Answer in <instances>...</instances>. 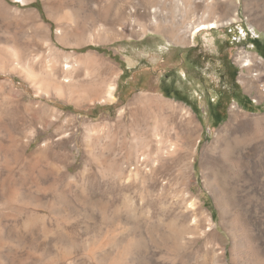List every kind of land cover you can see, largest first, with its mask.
I'll list each match as a JSON object with an SVG mask.
<instances>
[{"label":"rangeland","instance_id":"rangeland-1","mask_svg":"<svg viewBox=\"0 0 264 264\" xmlns=\"http://www.w3.org/2000/svg\"><path fill=\"white\" fill-rule=\"evenodd\" d=\"M235 1L237 21L193 44L213 62L202 81L220 89L216 73L231 61L246 103L205 94L183 71L176 52L193 44L177 35L186 24L183 11L172 14L174 0H0V264H218L221 245L227 264H264V185L255 176L264 135L231 143L229 165L205 150L233 107L241 118L264 117V73L247 75L246 88L236 61L242 50L264 61V9L248 18L246 0ZM102 8L107 18L86 20ZM154 10L174 36L154 31ZM154 96L194 119L170 121L174 152L164 157ZM140 156L146 172L136 171ZM187 189L200 203L194 215L184 210Z\"/></svg>","mask_w":264,"mask_h":264},{"label":"bare ground","instance_id":"bare-ground-1","mask_svg":"<svg viewBox=\"0 0 264 264\" xmlns=\"http://www.w3.org/2000/svg\"><path fill=\"white\" fill-rule=\"evenodd\" d=\"M20 2H21V4H25V3L29 2V0H20ZM174 4H175V6H174V9L172 11V14H176L178 12L183 11L184 12V22L186 24V26L182 30L177 31L178 32L177 35H181L183 37V39L186 40L187 42H189L190 44H193L195 37L197 35H199L202 31H208V30H211L213 28L226 26L228 24H231L232 22L237 21V19L239 17L238 16V4L236 3L235 0H174ZM258 6H260L264 9V0H261V2L259 4H258V2L256 4H253L251 2V0L245 1V3L243 4V7H244V12L247 14L248 18H250L251 15L253 16L254 12H256V10H254V9ZM155 12H156V10H154V14H153L154 16H153V19L151 21V25L153 26L154 31L158 34L163 32L165 34H168L169 36H174L173 31H170L169 29H167L165 27L166 23L163 22L162 20H158L156 18ZM105 17H106V10L102 8L97 13L93 12V13H90L89 15L87 14L86 20L97 21V20L105 19ZM37 18H39V17H36V19ZM172 23H174V22L172 21ZM60 33H62V31ZM45 41L47 42V46L51 47V45L48 43V40H45ZM236 61L239 64V66L241 67V69L243 71L245 70V72H246L245 74L242 73L240 76V83L246 88H248V86L251 84V83H249V80L246 78L247 75H250L253 72L264 73V61L257 54L242 50L238 54ZM113 91H114V87H111L109 92H108V96L105 97V98H107L106 100L110 101V100L114 99ZM150 98H152L153 100H156L158 102L157 114L154 117V122H155L156 126L155 127L153 126L154 127L153 132H155V134H156L155 138L158 140V145H159L157 151H158L159 155H161L163 157L168 156L172 152H174V147L171 144L169 128H168L170 121H173L172 119L175 118L176 116H179V115H180V117L189 121L190 124H192L191 122H193L194 119L192 117V114L188 110L184 109L181 105L175 104L174 102L165 101L160 97L154 96V97H150ZM239 113H240L239 110L236 109L235 107H233V110L230 113V118H229L228 123L226 124V126H224L221 130H219L216 133V136H215L213 142L208 147H206V149H205L206 152L218 151L220 160L226 165H229L231 163L230 161H232L231 160V154H232V146L231 145L234 144V146L236 148H238L240 146L243 147L245 144L248 145L247 143L251 142V141L248 142L249 138H251V140H252L253 138H256L258 136L260 137L261 135H264V117H262V118H259V117L258 118L257 117H254V118L243 117V118H241ZM230 127L232 128V131L227 133L228 128H230ZM224 132H226L227 134L223 135ZM141 140L143 141L144 146H150L151 141H150V139H148V134L142 133L141 134ZM219 143L222 144L223 147L220 146V147H222V149H219V146H218ZM231 143H233V144H231ZM263 150H264V145H263L262 149L255 151V154H257L258 152L261 154V151H263ZM210 154H212V153H210ZM256 156H258V154ZM185 160H186L185 161L186 162L185 163L186 164L185 165L186 170L191 172L193 170V163H192L193 162V156L190 158H187ZM146 161H147L146 157L140 156V158L138 159L137 166H136V169H138V170H136L137 172L140 173L141 171L142 172L148 171L147 167H146ZM257 164H258L257 166L259 167L260 171L256 172L255 176L257 178L262 177V179H259L260 185H257V186L261 187V185H264V184H262V183H264V158L260 157ZM139 170H141V171H139ZM185 195H186V197H189V199H191V201L188 205L185 204L186 202L183 203L184 204L183 207H185L187 205L184 210H186V211H188L194 215V213L195 212L197 213V211L200 209V203L196 199L192 198V196L190 195V189L186 190ZM204 218H206V217H204ZM208 219H209L210 225H212L211 217ZM197 224L198 223L196 221V225ZM181 226H183V225H181ZM232 226H234V225H232ZM236 227L237 226L232 227L233 229L229 233L230 236L235 237V238H237L236 236H237V229H238ZM180 229H182V227ZM185 230H187V229L184 228V234L187 232ZM229 230H230V228H229ZM182 236H183L182 232H180V233L177 232L176 236H175V237H177V238H175L176 241L179 242L180 240H182V239H180V238H182ZM173 239H174V237H173ZM223 241H224L223 238H220L219 242L223 243ZM217 245H219V244H217ZM221 246L219 247L218 253L215 254L214 256H215L218 264H227L225 261V249ZM231 262L232 263H239V257L237 255V253H235V251H232ZM240 264H249V262H247V261L240 262Z\"/></svg>","mask_w":264,"mask_h":264},{"label":"flooded vegetation","instance_id":"flooded-vegetation-1","mask_svg":"<svg viewBox=\"0 0 264 264\" xmlns=\"http://www.w3.org/2000/svg\"><path fill=\"white\" fill-rule=\"evenodd\" d=\"M176 56L178 60L182 58L181 66L183 67L184 72L186 71L195 73V76L192 75L191 79L199 82L200 87L205 90V94H213L219 97V99H230V101H235L236 103H246V101H249V98L243 94L242 87L236 80L238 71L236 66L231 61L223 63L221 68L218 69L216 77L221 87L220 89H215L212 88L210 84L208 85L206 81H202L203 77L201 73L206 70V66L208 64L213 65V62L208 60L209 57H207L205 54L198 51L197 45H191V47L187 49L185 53L184 51H180V49H178ZM170 90L172 93L176 92V89H172L171 86Z\"/></svg>","mask_w":264,"mask_h":264},{"label":"trees","instance_id":"trees-1","mask_svg":"<svg viewBox=\"0 0 264 264\" xmlns=\"http://www.w3.org/2000/svg\"><path fill=\"white\" fill-rule=\"evenodd\" d=\"M255 48L257 49V46L255 45ZM259 53V52H258ZM260 54V53H259ZM261 55V54H260ZM262 56V55H261Z\"/></svg>","mask_w":264,"mask_h":264}]
</instances>
